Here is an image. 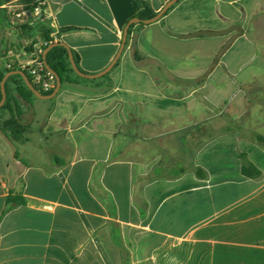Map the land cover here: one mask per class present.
I'll return each mask as SVG.
<instances>
[{
    "label": "crops",
    "instance_id": "1",
    "mask_svg": "<svg viewBox=\"0 0 264 264\" xmlns=\"http://www.w3.org/2000/svg\"><path fill=\"white\" fill-rule=\"evenodd\" d=\"M0 1L42 2L51 37L97 74L129 20L170 0ZM226 1L179 0L136 24L130 68L122 53L101 82L18 99L29 141L0 129V264H264V0ZM20 23L0 18V67L44 44ZM8 196L23 203L3 215Z\"/></svg>",
    "mask_w": 264,
    "mask_h": 264
},
{
    "label": "trees",
    "instance_id": "2",
    "mask_svg": "<svg viewBox=\"0 0 264 264\" xmlns=\"http://www.w3.org/2000/svg\"><path fill=\"white\" fill-rule=\"evenodd\" d=\"M39 3H36L29 7L21 8L22 11H26L28 13L27 17L21 19V23L18 25H13L14 28H17L23 34H30L32 32L38 31L41 36V40L44 41L45 44L42 45L40 48V56L43 58V51L46 50L52 44H58L51 48L47 55L46 61L48 66L60 77L62 81V85L66 83H74V80L81 79L82 77L79 76L73 69L70 56L69 54L72 53L75 59V63L81 72L82 69L79 64V56L78 54L72 50L69 46L65 43L61 42L60 40L55 41L53 37H51L52 32L54 29L47 21H42L44 19V14L42 12L41 17L35 19L32 17L31 13L34 11L35 7H37ZM173 7V6H172ZM170 7L164 15H166L171 9ZM6 18L7 22L12 21V12L8 9L2 8V2L0 1V18ZM28 22L27 20H32ZM136 24H133L129 28L128 32V39L130 38L133 29L135 28ZM139 26H145L143 23H140ZM79 31L78 28H66L63 29L61 32H73ZM39 43L38 40H33L31 43L25 45L24 51L27 53H32L34 50V45ZM127 46V43H126ZM136 59H138V55H135ZM119 65V61L114 66L116 68ZM113 68V69H114ZM19 71L17 68L8 69L5 67V61L3 62L2 66L0 67V102L2 100V90H1V82L5 78L7 73ZM85 73V72H83ZM27 77L32 82V77L28 74ZM109 75L106 74L105 77ZM33 83V82H32ZM34 85V84H33ZM38 91L42 95H50L54 91L50 93H43L38 86L34 85ZM5 92L7 95L5 104L0 108V129L6 135V137L14 142V143H26L29 141L28 133L30 131V125L26 123L23 119V112L22 107L20 106L18 99H22L24 102L28 104H32V101L36 98L34 92L28 87L24 78L20 74H12L8 77L6 84H5ZM257 141H259L264 146V136L255 135ZM243 165H242V175L249 179H256L262 175L261 170L252 162H250L246 155L243 154ZM196 173L199 176H203V171L200 168H196ZM23 201L19 198L8 196L7 197V209L3 213V215L8 212L13 207L22 204Z\"/></svg>",
    "mask_w": 264,
    "mask_h": 264
},
{
    "label": "water",
    "instance_id": "3",
    "mask_svg": "<svg viewBox=\"0 0 264 264\" xmlns=\"http://www.w3.org/2000/svg\"><path fill=\"white\" fill-rule=\"evenodd\" d=\"M179 0H170L155 16H153L152 18L150 19H141L139 17H134V18H131L129 20V22L127 23V25L125 26L124 28V32H123V38H122V42H121V46H120V50L118 51L116 57L114 58V60L111 62V64L105 68L103 71L97 73V74H85L83 72H81L79 70V68L77 67L76 63H75V59L73 57V54L70 53L69 56H70V61H71V64H72V67L74 69V71L81 77H84V78H91V79H94V78H99V77H102L106 74H108L113 68L114 66L117 64V62L119 61L125 47H126V42H127V39H128V32H129V28L131 25L133 24H140V23H143V24H150V23H154L156 21H158L164 14L165 12L170 8L172 7L176 2H178ZM58 44H52L50 45L46 50L43 51V60L45 62V65L47 67V69L49 71H51L52 73H54V75L56 76V79H57V86L54 90V92L50 95H42L38 89L33 85V83L29 80V78L27 77V75L22 72V71H15V72H10V73H7L5 78L2 80L1 82V90H2V100L0 102V108L5 104L6 102V98H7V95H6V92H5V84H6V81L8 79V77L12 74H20L26 84L28 85V87L34 92V94L38 97V98H42V99H50V98H53L57 95V93L60 91L61 89V86H62V81L60 79V77L48 66L47 64V61H46V55L48 53V51L53 48L54 46H57Z\"/></svg>",
    "mask_w": 264,
    "mask_h": 264
},
{
    "label": "built area",
    "instance_id": "4",
    "mask_svg": "<svg viewBox=\"0 0 264 264\" xmlns=\"http://www.w3.org/2000/svg\"><path fill=\"white\" fill-rule=\"evenodd\" d=\"M9 9L12 12V17L16 20H21L28 15L26 11H22L21 9L13 6L9 7ZM41 14L42 2H39V5L35 7L31 15L33 18L38 19L41 17ZM14 67L25 74L28 73L32 77L33 84L38 86L43 93H50L55 90L57 86L56 76L47 69L40 53L26 59L11 60L6 64V68L8 69H12Z\"/></svg>",
    "mask_w": 264,
    "mask_h": 264
},
{
    "label": "rangeland",
    "instance_id": "5",
    "mask_svg": "<svg viewBox=\"0 0 264 264\" xmlns=\"http://www.w3.org/2000/svg\"><path fill=\"white\" fill-rule=\"evenodd\" d=\"M221 2H228V1H226V0H220ZM12 21H14V22H20L21 20H16V19H14L13 17H12ZM139 27H138V25H136L135 26V28L133 29V32L132 33H135V31L138 29ZM131 38V37H130ZM130 38L129 39H127V46L125 47V50H124V52H123V55H122V57H121V62H123L124 63V65L126 64V68H130L131 67V61H129L128 63H127V61H128V57H129V54H130V52L131 53H135V49H134V45H133V42H134V39H135V36L134 37H132V39H131V44H130ZM129 44H130V49H127V47L129 46ZM136 55V54H135ZM136 58V57H135ZM113 70H115V69H113ZM113 70L111 71V72H113ZM202 70H203V66L202 67H200V72H202ZM106 77L105 76H103V77H99V78H97V79H83V80H85V82H101V81H103L104 79H105ZM67 84H69V83H67Z\"/></svg>",
    "mask_w": 264,
    "mask_h": 264
}]
</instances>
